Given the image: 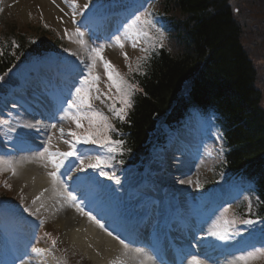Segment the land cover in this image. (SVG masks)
Returning <instances> with one entry per match:
<instances>
[{
  "label": "trees",
  "instance_id": "1",
  "mask_svg": "<svg viewBox=\"0 0 264 264\" xmlns=\"http://www.w3.org/2000/svg\"><path fill=\"white\" fill-rule=\"evenodd\" d=\"M249 1L239 0L236 8L230 0H168L163 5V13H178L176 34L170 50L152 57L130 78L140 94L122 123V158L147 160V139L151 133L157 137L161 119L174 105L179 107L175 113L193 102L209 106L226 131L220 171L253 187L251 216L264 219V94L244 42L245 23L238 20ZM14 37L17 47L9 39L0 43V76L26 53L48 51L59 43L42 27Z\"/></svg>",
  "mask_w": 264,
  "mask_h": 264
},
{
  "label": "rangeland",
  "instance_id": "2",
  "mask_svg": "<svg viewBox=\"0 0 264 264\" xmlns=\"http://www.w3.org/2000/svg\"><path fill=\"white\" fill-rule=\"evenodd\" d=\"M71 1L77 2L83 8L85 7V5L90 6V4H92V1L90 0ZM236 2L240 3L239 0H237ZM238 3H234L235 8L238 6ZM242 8L244 14L242 15V17H239L238 20H240V23H245L244 27L246 30V36L244 42L247 44L252 58L254 59V63L258 68L257 70L259 71V74L261 76L259 87H261V91L264 94V0H255V2L253 0H250L249 3L246 6H242ZM70 13L71 12L66 7L62 6L59 0H0V33L3 36L13 37L20 34V32L22 31H32V28H44L45 25H47V27L45 28L50 29L47 32H49L52 37L61 42L60 46L66 47L68 49L66 53L64 52L66 55H68L70 51L79 54L80 49L82 53H86L88 47H91V45L88 43V41L90 40L85 35H83L82 38H78L75 35H72V40H70L69 35H67L74 34L76 31V29L70 22V19L72 17ZM176 15L178 16V13H176ZM28 28L31 29L29 30ZM45 28L44 30H46ZM12 31L15 33H13ZM76 39H83V41L85 42V46L82 47L80 44L72 42ZM121 42L124 44L123 41ZM125 45L126 44H124V47ZM93 47H95V44H93ZM124 47H113L107 50L111 51V53L109 54L110 58L113 57L112 60L115 61L120 68L123 67L125 61H127L128 65L136 64L137 61L141 58V55L138 53H128V60H125L124 53L127 48ZM82 58H84L85 61H90L87 53L79 58V61L82 60ZM96 66L100 67L98 59ZM109 82L110 80L101 73V79L98 83V87L100 90H107V92L102 93L105 94L107 98L108 96L112 95V91L110 92V87L108 86ZM96 101L99 102V100ZM110 102L111 101L109 99L104 100L105 104H108ZM72 124L73 121L69 119L66 127L70 128ZM73 131L77 132V134L81 136L84 132V130L81 128H76ZM54 134L56 135V132ZM51 144L61 146V143L52 140ZM219 144L220 142L217 143V145ZM69 145L70 144L64 143L63 146L66 148ZM214 146L215 145L209 146L210 149L200 161L195 162L193 159H191V166L189 165V162H185L186 160H181L180 162L174 161V164H178V167L184 172L172 175L170 184L168 185L170 187L173 186V188H175L177 192H180L181 194L184 193V197L186 196V199L190 197V194H194V191H200L201 186L204 185V183H206L207 180H210L213 176L212 163L219 162L220 157L218 152L215 151ZM25 161H28V158ZM209 162L211 163V169H209L207 165ZM27 163L29 164L28 166L33 165L34 169L42 167L39 161ZM0 167L5 169L3 170V172L7 170L4 165H1ZM41 169H43L42 171L44 173H47L48 167H42ZM190 169H192V172H190ZM17 170V174L14 175L13 179H11V184L14 186L17 195L23 197L25 200H27V202L31 201L33 204V200L36 199L37 194H35V191L32 190L28 182L24 181L23 176H20L21 170ZM112 171L115 172L113 169ZM183 181H191V183H185ZM42 205V207L41 204L38 205L37 201L35 204H33L35 209H39L38 213L41 214L43 220L45 221L43 243H41V240H38L37 244L44 247V241L46 242V235L50 230L60 235V240L57 247L55 249L51 248V257L53 264H65L69 259L75 262V264H95L89 259L87 254L80 251V249L72 243L69 237L64 238V230L59 226L57 216L52 211L47 209L44 204ZM69 209L76 211L73 207H70ZM229 213L230 212H224L215 220L214 225L212 226L211 234L215 232V229H217L216 226L218 225L220 226V228H218V231L224 234H217L212 236L214 238L213 241L217 245L222 244L223 247L239 248L242 247V239L231 237L229 233H226L228 229L233 227L230 220L225 219L227 216H229ZM77 215H79L81 219H84L86 217L80 212H78ZM94 224L96 225V223ZM204 235L206 236L207 233H205ZM64 246L66 247V249L63 248ZM122 250L125 252V254L129 252L128 250L123 248ZM246 256H248V253L241 254L240 257L238 256V259L236 261L239 264H245V261L241 259V257ZM261 260L262 257L254 260H248L247 264H254ZM201 264L203 263L201 262Z\"/></svg>",
  "mask_w": 264,
  "mask_h": 264
},
{
  "label": "snow or ice",
  "instance_id": "3",
  "mask_svg": "<svg viewBox=\"0 0 264 264\" xmlns=\"http://www.w3.org/2000/svg\"><path fill=\"white\" fill-rule=\"evenodd\" d=\"M73 7V18L76 14V7H78L76 4L72 5ZM85 8H87V5H85ZM150 15V13L145 12L142 16H137L135 20L132 22L131 25H129L128 30L132 32L134 36H143V37H149L148 28L154 27L152 24V21L149 19H146L145 17ZM137 25H140L139 28H137ZM47 27V25H45ZM67 34V32H66ZM69 35V39L72 40V35H75L78 38H82L84 33L80 31L79 28L76 29L74 34H67ZM157 39L156 43L159 45V47L164 46V37L163 33L160 31V29H157ZM72 42L80 44L82 47L85 46V42L83 39H76ZM35 43V41H33ZM116 44L119 45V47L123 48L124 44L121 42V38L119 35L116 36ZM104 45H99L95 47H88L87 55L89 57L90 63L86 65L87 68V76L83 79L82 82H80V85L78 87L74 88V94L70 95L69 98L64 102V107H62L60 110L65 112L67 117L70 118L76 125L77 129L83 127L81 121L82 120H88L90 126L93 124H99L100 127L98 131L103 132L102 138H95L93 135H78L77 132L69 131L67 135L74 138V142L64 140V143L70 144V150L65 152L60 151H50L49 148H45L42 152L37 151L34 156H31L28 158V162H37L39 161L41 163V166L44 168L48 167V164L51 163L53 171L48 172L47 175L51 178L53 183V190H57V185H59V192L64 193L63 200L67 201L69 203L70 207L76 208L77 211L82 213L83 215L87 216L90 221H93L96 223L98 227L101 229H104L105 226L102 224L99 220H97L94 216H92L90 213L84 212L83 208L80 206V203L77 199V196L73 194L71 191H67V187L64 184V181L61 179V176H66L67 179L72 180L73 177L71 173L73 171L80 172V173H88L89 169L93 171H98L99 175L108 176L109 179L114 178V174L112 176H109L107 172L104 171L105 168L111 167L110 160L112 157H109L108 159H105L101 155H88L86 152L81 151L77 152L76 147L79 144H98L101 148H103L108 153H116L119 149V146L123 144V141L121 140H113L110 136L107 135V132L109 130L115 131L113 125L111 123H108V117L105 116L102 112H100L97 109H94L92 106V100H100V89L96 87V84L99 80V77L94 74V69L96 67L97 59L103 60L105 71L107 72L108 79L112 81L113 86H115L117 92L120 94V102L123 105V107L117 109L113 105H109V111L113 113L114 116H116L120 121H124L125 115H126V109L131 107L130 97L134 94V91L136 90V86L127 83L119 75L118 72H116L115 68L111 65V63L107 60H104L101 56V52L104 49ZM133 47H136V41L133 40ZM65 51H68V49H65ZM72 55H77V53H72ZM125 60H128L127 53H124ZM83 63V61H81ZM129 71H131V64L128 65ZM115 73V79H113ZM2 79V77H0ZM95 88V91L97 95L93 96L92 92ZM103 102V101H101ZM63 118V117H62ZM10 121L8 120H0V125H7ZM26 127H33V125H26ZM51 128L55 129L56 125L52 124L50 126ZM61 133V139L65 136V132L63 128H60ZM49 145H51V137L48 138L46 141ZM86 161H88L86 163ZM123 161H121L122 163ZM68 164L67 172L61 174L60 169L65 167V164ZM7 164V170H10L13 175H16V168L11 162H6L0 160V165ZM5 170L4 168L0 167V171ZM94 177L91 174L88 175H77L75 179L73 180V183L77 186L81 184H88L93 182ZM185 183H191V181H183ZM116 183H119V180H116ZM8 187V185H5ZM47 191V189H45ZM43 193H41V196ZM37 200H40V196H37L35 200H33V204L36 203ZM43 205L41 204V207ZM61 207H63V204H61ZM243 223L245 224H252V220H244ZM109 236H112V232L107 233ZM213 235H217V233H212ZM114 239L117 237L113 236ZM53 245H55L56 241H52ZM120 243L123 245L125 249L128 248V245L121 239ZM37 254H42L43 250L41 249H35ZM136 254L138 257H140V264H149L151 261V257L147 255L143 251V249H136ZM259 257H264V246H262L260 249H256L248 254L246 257H241L245 261V264H247L248 260H254ZM114 264H124V261L117 260L114 262ZM191 264H201V261L197 257H193Z\"/></svg>",
  "mask_w": 264,
  "mask_h": 264
},
{
  "label": "bare ground",
  "instance_id": "4",
  "mask_svg": "<svg viewBox=\"0 0 264 264\" xmlns=\"http://www.w3.org/2000/svg\"><path fill=\"white\" fill-rule=\"evenodd\" d=\"M35 136L36 139H39L40 137L37 134ZM18 160L19 159H17L16 164L20 167V176H23L24 181L28 182L32 190L35 191V194L43 193L41 202H46V200L51 197L52 206L55 205L57 210L58 224L64 230V238L69 237L72 243L78 247L80 251L87 254L89 259L95 264H114L117 260L124 261V264H140V257L137 256L135 250H130V252L125 254L121 246L111 239L104 230L97 228L89 219H81L75 212L67 210V205L65 203H63V207H61L54 195L53 184L49 183V177L42 171V167L34 169L33 165L28 166L29 164L27 162L22 164ZM94 183L98 185L101 184V182L96 179L91 183L81 184L82 186H77L73 183V186L82 187L81 193L83 194L84 203H86L87 207L92 210V214L97 220L104 224L108 231L112 232V234L116 233V230L122 227L123 219L116 217L114 213L109 210L107 205L109 191H114V189L99 191V186H95ZM45 189H47V191H45ZM63 195L64 193H62V198ZM63 202L65 201L63 200ZM187 225L193 226L192 221H188ZM205 228L206 227L203 226L201 230H204ZM18 236L19 237L16 238L15 241H18V245L21 246V238H23V235L19 232ZM212 243L213 240H211L210 237L201 238L199 241V245L202 244V246H210ZM214 247L215 246H211L210 248L213 249ZM41 250H43L42 254H37V252L31 253L35 254L34 261L37 264H53L50 254L51 251L48 252L45 249ZM219 250L220 251L217 253L224 252V249L221 247H219ZM214 256H216V254L212 257ZM26 260L23 264H29L31 261L30 257H27ZM228 262L229 264H239L234 257L224 259L223 263L219 260L214 264H228ZM149 264L154 263L149 262Z\"/></svg>",
  "mask_w": 264,
  "mask_h": 264
}]
</instances>
